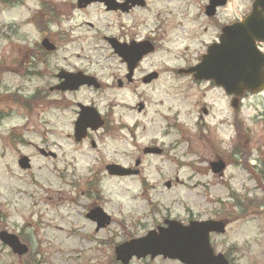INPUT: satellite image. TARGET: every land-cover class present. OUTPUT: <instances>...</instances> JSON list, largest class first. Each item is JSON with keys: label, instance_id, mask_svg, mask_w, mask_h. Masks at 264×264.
I'll use <instances>...</instances> for the list:
<instances>
[{"label": "clouds", "instance_id": "clouds-1", "mask_svg": "<svg viewBox=\"0 0 264 264\" xmlns=\"http://www.w3.org/2000/svg\"><path fill=\"white\" fill-rule=\"evenodd\" d=\"M256 14L0 0V264H188L118 249L208 223L213 264H264V38L255 87L199 71Z\"/></svg>", "mask_w": 264, "mask_h": 264}, {"label": "water", "instance_id": "water-1", "mask_svg": "<svg viewBox=\"0 0 264 264\" xmlns=\"http://www.w3.org/2000/svg\"><path fill=\"white\" fill-rule=\"evenodd\" d=\"M249 33L264 38V18L258 14L249 17L246 25H237L227 29L223 37V44L211 49L210 55L200 66V74L215 76L220 82L229 87H237L241 81L255 87L258 82V56ZM138 49L129 50V56L138 55ZM217 227L214 224H193L190 228H183L173 224L172 228L164 232L161 237L154 234L149 238L125 246L120 251L121 256L131 252H166L188 261V264H213L211 250L207 246V230ZM164 231V230H162Z\"/></svg>", "mask_w": 264, "mask_h": 264}]
</instances>
